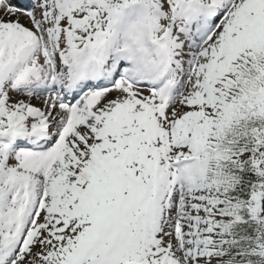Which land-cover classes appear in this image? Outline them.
Returning a JSON list of instances; mask_svg holds the SVG:
<instances>
[{"label": "snow or ice", "instance_id": "snow-or-ice-1", "mask_svg": "<svg viewBox=\"0 0 264 264\" xmlns=\"http://www.w3.org/2000/svg\"><path fill=\"white\" fill-rule=\"evenodd\" d=\"M0 264H264V0H0Z\"/></svg>", "mask_w": 264, "mask_h": 264}]
</instances>
